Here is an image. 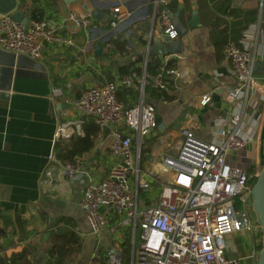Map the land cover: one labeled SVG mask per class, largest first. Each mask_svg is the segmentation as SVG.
I'll return each mask as SVG.
<instances>
[{
	"label": "crops",
	"instance_id": "0c3cea01",
	"mask_svg": "<svg viewBox=\"0 0 264 264\" xmlns=\"http://www.w3.org/2000/svg\"><path fill=\"white\" fill-rule=\"evenodd\" d=\"M116 6L129 11L131 18L113 29L109 23ZM18 10L28 23L33 22L35 12H41L42 21L57 27L63 41L45 44L38 60L0 49V231L4 230L2 216H20L28 222L29 231L40 232L21 245L14 232L0 243L14 241L18 244L16 252L28 243L36 244L40 253H34L32 264H42L41 244L49 239L43 233L46 225L66 217L74 220L82 238L81 253L71 264H98L101 260L108 264L109 249L116 246L118 236L92 235L80 203L89 180L106 178L115 159L95 142L91 152L77 159L85 173L73 182L51 164V155L58 158L59 142L67 144L80 138L75 135L70 140H55L59 126L77 117L66 100L77 99L86 89L119 82L135 68L141 70L139 78L146 84L149 60L163 62L169 57V70L176 75L168 76L170 86L164 91L168 100H147L144 89L146 102L155 105L158 124L146 140L145 156H174L183 141V130L194 122L199 124L197 136L210 141L236 111V105L227 99L237 83L224 58V45L246 44L255 62L264 66V0H20ZM194 13L199 23L192 27ZM164 15L170 22H180L187 32L174 39H180L181 53L164 59L149 57L153 39L163 42ZM71 16L85 17L89 28H76ZM248 31L253 34L249 40L245 39ZM67 39L73 45L66 44ZM97 45L101 48L99 54ZM256 77L264 91V74ZM125 89L137 94L130 105L138 104L140 85L135 83L120 92ZM205 95L211 100L201 106ZM251 95L245 115L255 126V143L244 156L257 165L263 156L264 94ZM50 168L52 181L46 175ZM235 238L238 248L233 257L243 264H256V250L249 239L241 234ZM124 247L131 255L128 245Z\"/></svg>",
	"mask_w": 264,
	"mask_h": 264
},
{
	"label": "built area",
	"instance_id": "2783aa9c",
	"mask_svg": "<svg viewBox=\"0 0 264 264\" xmlns=\"http://www.w3.org/2000/svg\"><path fill=\"white\" fill-rule=\"evenodd\" d=\"M112 11L110 28L131 18L121 6ZM71 20L76 28H89L83 16H71ZM163 20L164 32L177 38L173 23L166 15ZM251 38L248 31L245 39ZM62 41L55 26L43 21L23 25L10 15H0L1 50L38 60L45 44ZM64 42L73 45L72 40ZM223 55L237 83L227 98L236 111L210 141L197 136L199 124H190L183 130V141L174 156H145L146 140L157 129V114L155 105L145 100V81L137 73L66 100L77 117L59 126L55 140L82 137L85 120L90 119L99 127L96 145L115 159L106 178L89 180L80 203L92 235L118 236L116 246L109 249L108 264H123L127 241L131 264H243L230 256L227 237L260 231L252 209V190L262 166L256 165L250 172L230 160L255 143V126L245 109L251 104L252 92L264 91L253 74L255 58L249 46L229 42ZM168 63L169 57L154 76L153 88L168 90V76L176 75L167 68ZM135 83L140 85L141 100L126 109L117 94ZM210 100V95L203 96L201 106ZM50 162L70 182L85 173L78 160L64 163L53 154ZM155 165H160L161 172ZM52 170L46 172L51 181Z\"/></svg>",
	"mask_w": 264,
	"mask_h": 264
},
{
	"label": "trees",
	"instance_id": "16d2710c",
	"mask_svg": "<svg viewBox=\"0 0 264 264\" xmlns=\"http://www.w3.org/2000/svg\"><path fill=\"white\" fill-rule=\"evenodd\" d=\"M33 21L41 22V12H35L32 17ZM171 62L168 63L167 68H171ZM162 68V62L157 58L149 60L146 73L145 95L146 99H166L168 97L164 94V91L153 88L152 78L156 76ZM136 71V72H135ZM132 72L137 73L138 76H142V72L139 68H135ZM136 94V93H135ZM131 89H125L123 92H118V99L126 109L131 108V100L137 99ZM131 99V100H130ZM147 99V100H149ZM83 131L85 136L72 139L69 143L59 142L58 158L64 163H73L77 159L87 152H91L95 145V137L99 132V127L90 119H86ZM263 154V153H262ZM250 172L253 170H249ZM256 179L253 184H255ZM4 230L0 231V240L7 238L12 232L18 237L19 245L22 242L27 241L34 237L35 234H40L36 230H28V222L22 220L20 216H2ZM8 231V232H7ZM44 234H48L49 239L46 243L41 244V254L39 261L42 264H71L73 260L81 253L82 250V238L79 234L74 220L71 218H58L54 222L46 225ZM260 238L262 235L260 234ZM127 244L124 243V246ZM257 251H261V240L256 246ZM18 244L12 240L7 243H0V264H32L34 253H40L39 247L34 243H28L22 248L21 251L16 252ZM14 250L11 254L8 251Z\"/></svg>",
	"mask_w": 264,
	"mask_h": 264
},
{
	"label": "water",
	"instance_id": "95a60500",
	"mask_svg": "<svg viewBox=\"0 0 264 264\" xmlns=\"http://www.w3.org/2000/svg\"><path fill=\"white\" fill-rule=\"evenodd\" d=\"M19 5L20 0H0V15H10L15 22L27 25L28 20L25 15L18 10ZM197 22L199 23V18L197 14L194 13L190 25L195 27ZM172 23L177 33V37H184L187 32L182 24L175 21H172ZM162 35V43L159 41V38L153 39L154 45L149 50V57H158L160 59H164V57L168 55H179L181 53L180 39H171L170 36L165 32H163ZM100 51L101 48L99 45H97L96 52L99 54ZM252 68L254 75H258L259 73L264 74V66L260 62H255ZM252 209L262 235V247L258 255V264H264V147L262 168L252 190ZM47 238L48 234L45 236V239Z\"/></svg>",
	"mask_w": 264,
	"mask_h": 264
},
{
	"label": "rangeland",
	"instance_id": "374dc122",
	"mask_svg": "<svg viewBox=\"0 0 264 264\" xmlns=\"http://www.w3.org/2000/svg\"><path fill=\"white\" fill-rule=\"evenodd\" d=\"M248 150L245 149L240 153L239 158L235 159L234 162L237 165L243 166L244 168L248 169V170H253L256 167V164L254 163V161L252 159H250V157H246V155L244 156V152ZM260 156H261V152H260ZM246 157V158H245ZM262 162H263V156L262 158H260L258 160V166H262ZM155 169L158 170L159 172H161V167L160 165H155ZM255 218V216H254ZM256 219V218H255ZM260 231L258 233H252V234H244L245 237H247L250 241V244L252 245V247L256 250L255 254H256V264H258V251H257V245L259 243V239L261 240L262 238H260ZM227 242H228V248L230 250V256H236L237 255V248H238V244H237V239L235 238L234 235L232 236H228L227 237ZM240 242V241H239ZM127 245V244H126ZM243 252V247L239 249V253ZM74 261V260H73ZM104 262L101 260L98 264H104ZM107 264V263H106ZM123 264H131V255L127 252L125 253V257H124V262Z\"/></svg>",
	"mask_w": 264,
	"mask_h": 264
},
{
	"label": "bare ground",
	"instance_id": "6f19581e",
	"mask_svg": "<svg viewBox=\"0 0 264 264\" xmlns=\"http://www.w3.org/2000/svg\"><path fill=\"white\" fill-rule=\"evenodd\" d=\"M254 76H256V75H254ZM157 127H158V124H157ZM263 147H264V144H263ZM262 168V167H261ZM261 171V170H260ZM256 181H257V179H256ZM256 183V182H255ZM261 233V232H260ZM127 241V240H126ZM126 243V242H125ZM127 245H128V241H127Z\"/></svg>",
	"mask_w": 264,
	"mask_h": 264
}]
</instances>
